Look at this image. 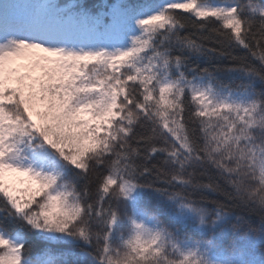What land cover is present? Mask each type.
<instances>
[{"label": "snow or ice", "instance_id": "snow-or-ice-1", "mask_svg": "<svg viewBox=\"0 0 264 264\" xmlns=\"http://www.w3.org/2000/svg\"><path fill=\"white\" fill-rule=\"evenodd\" d=\"M0 264H264V0H0Z\"/></svg>", "mask_w": 264, "mask_h": 264}, {"label": "trees", "instance_id": "trees-1", "mask_svg": "<svg viewBox=\"0 0 264 264\" xmlns=\"http://www.w3.org/2000/svg\"><path fill=\"white\" fill-rule=\"evenodd\" d=\"M236 54H239V55H243L244 54V52H243V50H236ZM226 63V62H225ZM253 63H256L255 61H253Z\"/></svg>", "mask_w": 264, "mask_h": 264}]
</instances>
